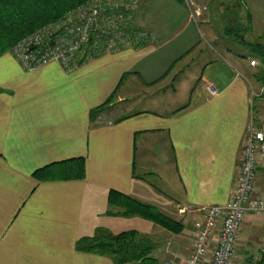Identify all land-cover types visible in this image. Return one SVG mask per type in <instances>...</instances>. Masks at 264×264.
Instances as JSON below:
<instances>
[{"label": "crops", "instance_id": "1", "mask_svg": "<svg viewBox=\"0 0 264 264\" xmlns=\"http://www.w3.org/2000/svg\"><path fill=\"white\" fill-rule=\"evenodd\" d=\"M142 1L136 22L153 39L141 47L82 61L72 71L57 63L29 71L9 54L0 57V264H116L76 247L99 227L152 237L154 256L167 264L190 254L203 208L231 199L246 128L258 122L262 103L252 95L259 83L252 56L200 49L206 22L198 17L200 30L156 57L175 31L164 20L182 13L189 28L194 22L183 7L201 1ZM114 91L108 109L92 118ZM76 158L84 160L82 178L35 175ZM111 190L157 207L180 230L109 213ZM256 194L264 195L263 159ZM263 240L264 216L246 214L234 264L259 260Z\"/></svg>", "mask_w": 264, "mask_h": 264}, {"label": "built area", "instance_id": "2", "mask_svg": "<svg viewBox=\"0 0 264 264\" xmlns=\"http://www.w3.org/2000/svg\"><path fill=\"white\" fill-rule=\"evenodd\" d=\"M135 6V0H91L25 36L12 47L11 54L25 70L56 62L72 71L79 60L139 47L152 40L153 35L133 21ZM249 63L258 66L255 59L250 58ZM208 91L212 95L217 92L214 87ZM252 95L260 98L264 106V81ZM261 159L264 160V114L246 128L231 199L223 205L203 208L202 217L194 224L190 254L174 255L167 264L235 263L246 214L264 216V195L256 194V170ZM261 249L264 251V240Z\"/></svg>", "mask_w": 264, "mask_h": 264}, {"label": "trees", "instance_id": "3", "mask_svg": "<svg viewBox=\"0 0 264 264\" xmlns=\"http://www.w3.org/2000/svg\"><path fill=\"white\" fill-rule=\"evenodd\" d=\"M90 1L0 0V57L7 54L25 36L49 23L61 19L72 9L88 4ZM230 1H238L242 5L245 4V0ZM249 18H251L250 15ZM233 25L228 24L225 26L226 33L231 36L234 35L235 31ZM238 25L242 28L241 24ZM240 42L248 47L249 52L257 55L264 67V44L260 42L250 43L244 39L240 40ZM146 43L144 42L142 45ZM258 76L260 80H263L262 71H259ZM116 96L117 92L114 91L103 104L94 108L92 110V118L100 115ZM64 163H69L64 169H53L52 166L56 164L53 163L36 170L35 175L41 179H72L84 176L85 168L82 158L68 160V162ZM108 203L111 208L109 213L111 214L139 216L173 232H178L181 228L180 223L164 214L157 207L143 203L116 190L110 191ZM76 247L82 252L106 256L116 264H160L158 258L154 256L158 243L152 237L142 234L137 230L113 233L107 228L99 227L93 235L80 238L77 241ZM262 252L261 258L256 263L250 262L248 264H264V251Z\"/></svg>", "mask_w": 264, "mask_h": 264}, {"label": "rangeland", "instance_id": "4", "mask_svg": "<svg viewBox=\"0 0 264 264\" xmlns=\"http://www.w3.org/2000/svg\"><path fill=\"white\" fill-rule=\"evenodd\" d=\"M135 1H136V6H135L134 14H133V21L137 24L136 13L140 7L142 9L143 1L142 0H135ZM200 1H201L200 5L198 4V2L190 1L189 5L186 3L187 6L184 5L183 7L184 10L186 11V14L190 15L192 22H194L189 28H187L186 24L182 23V17H185L182 13H180V16H179L180 18H176V19L175 18L170 19L168 16L169 14L166 15V17L168 16L169 19L168 20L165 19L164 21H168V22L170 21L171 24L173 23L171 27H173V29L175 28V31L173 33L169 32V34L166 36L167 37L166 39H171V41L166 47H164L161 51L156 53V57L160 56L161 58L162 57L161 54L164 51H167L170 48H173L174 46H176L181 40L185 39V36H187L191 30L197 31L199 27L196 24H198V17L199 18L201 17L200 18L201 21L204 22L205 20L206 23H203L204 25H202L201 31H200L202 35L200 49L213 48L214 50H216L215 51L216 53L219 51L229 50L230 52H233L236 54L242 53V54H248L252 56V59H255L258 62V66H256L255 69L252 67L251 68L254 71L256 80L259 82L258 83V88H259L261 83L264 81V71L262 68V62L257 57V55H254L251 52H249L248 47L242 44L240 40L244 39L245 41L250 42V43L260 42L264 44V0H245L244 5H242L238 1H230V0H200ZM157 2L160 4H165L166 7H170L171 0H158ZM78 7L72 10H75ZM249 14L251 18H249ZM228 24H234L233 28L235 29V31H234L233 36L227 34L225 31L226 29L225 26ZM238 24H241L242 28L239 27ZM130 25L135 27L134 24H130ZM206 28H207V31H206ZM108 53H112V52H108ZM196 53L198 54V50L196 51ZM7 54L12 56L11 51H8ZM103 54H106V53H103ZM103 54H100L98 56H101ZM98 56H95L93 58H96ZM80 62L82 61L79 60L77 62V65ZM247 62L248 61H245V64H247ZM52 63H56V62H52ZM52 63H49V64H52ZM22 69L24 68L22 67ZM259 71H262L263 73V80H260L258 76ZM185 93H183V95H185ZM142 101L143 99L140 100V102ZM110 104L105 108V110L108 109ZM257 107L261 108L258 110L259 114L257 116V120L259 121L263 117L264 106H262V103H261V105H258ZM257 261L258 260H253V259L251 260V262L253 263H256Z\"/></svg>", "mask_w": 264, "mask_h": 264}]
</instances>
